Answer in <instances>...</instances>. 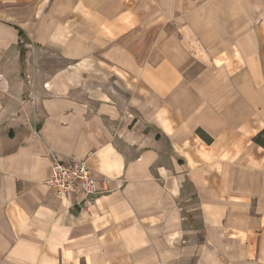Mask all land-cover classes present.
Here are the masks:
<instances>
[{
    "label": "crops",
    "instance_id": "obj_1",
    "mask_svg": "<svg viewBox=\"0 0 264 264\" xmlns=\"http://www.w3.org/2000/svg\"><path fill=\"white\" fill-rule=\"evenodd\" d=\"M0 264H264V0H0Z\"/></svg>",
    "mask_w": 264,
    "mask_h": 264
},
{
    "label": "built area",
    "instance_id": "obj_2",
    "mask_svg": "<svg viewBox=\"0 0 264 264\" xmlns=\"http://www.w3.org/2000/svg\"><path fill=\"white\" fill-rule=\"evenodd\" d=\"M50 168L47 184L61 198H69L77 191L92 195L100 190L98 179L92 174L85 160L54 156Z\"/></svg>",
    "mask_w": 264,
    "mask_h": 264
}]
</instances>
